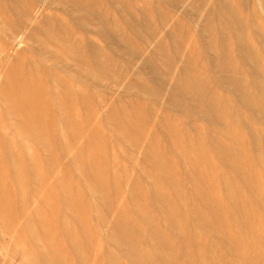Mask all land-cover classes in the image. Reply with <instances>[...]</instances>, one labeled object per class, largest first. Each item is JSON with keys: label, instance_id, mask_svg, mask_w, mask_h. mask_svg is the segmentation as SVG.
Masks as SVG:
<instances>
[{"label": "rangeland", "instance_id": "374dc122", "mask_svg": "<svg viewBox=\"0 0 264 264\" xmlns=\"http://www.w3.org/2000/svg\"><path fill=\"white\" fill-rule=\"evenodd\" d=\"M0 264H264V0H0Z\"/></svg>", "mask_w": 264, "mask_h": 264}, {"label": "bare ground", "instance_id": "6f19581e", "mask_svg": "<svg viewBox=\"0 0 264 264\" xmlns=\"http://www.w3.org/2000/svg\"><path fill=\"white\" fill-rule=\"evenodd\" d=\"M86 4V3H85ZM86 8V7H85ZM90 15V14H89ZM88 17V16H87ZM109 29V28H108ZM32 64V63H31Z\"/></svg>", "mask_w": 264, "mask_h": 264}]
</instances>
